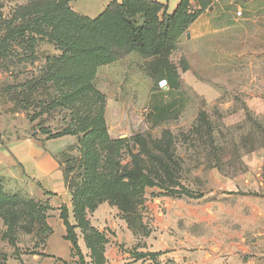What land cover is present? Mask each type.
<instances>
[{"label":"rangeland","instance_id":"obj_1","mask_svg":"<svg viewBox=\"0 0 264 264\" xmlns=\"http://www.w3.org/2000/svg\"><path fill=\"white\" fill-rule=\"evenodd\" d=\"M0 1L3 15H8L14 5L27 0ZM77 5H85V0ZM229 25L187 38L188 25L165 50L138 45L97 68L93 84L104 98L109 136L123 139L116 150L112 143L98 146L100 167L111 156L116 173H145L154 180L156 185H146L137 197L114 198V204L127 209L138 207V214L141 208L147 232L153 230L154 217L143 213L156 197L180 200L192 220L200 213L207 216L203 209L219 212L220 203L232 210L240 228L245 223L252 228L249 240L254 243L245 259L264 264V11ZM59 51L43 39L36 45L35 60L12 59L0 65V140L3 144L33 135L51 139L71 195L68 185L79 182L78 139L82 135L51 136L74 126L73 108L51 105L57 95L52 87H30L45 71L46 56ZM161 78L169 86L160 87ZM47 194L0 150V264L42 247L50 230L45 220L50 207ZM200 194L202 197H193ZM159 207L166 215L164 207ZM137 213L127 211L134 219ZM173 223L182 225L177 219ZM219 227L215 219L192 221L190 236L203 234L214 243L220 237ZM142 232L134 245L124 248L121 244V250L144 253L148 242ZM76 233L81 240L80 230ZM104 233L110 239L116 236L109 227ZM198 244L192 241L190 251L198 252ZM81 247L85 262L91 264L83 242ZM166 251L170 250L162 248L158 253ZM68 264L80 261L73 256Z\"/></svg>","mask_w":264,"mask_h":264},{"label":"trees","instance_id":"obj_2","mask_svg":"<svg viewBox=\"0 0 264 264\" xmlns=\"http://www.w3.org/2000/svg\"><path fill=\"white\" fill-rule=\"evenodd\" d=\"M71 1L27 0L14 5L8 15H3L0 1V65L12 59L35 60L36 45L43 39L59 48V54L46 56L45 71L30 87H52L57 95L51 105L73 108L74 126L51 136L82 135L78 139L79 182L68 185L74 222L70 221V212L65 205L59 208L60 218L66 227L65 238L72 245V257L77 256L80 264H87L78 247V228L89 250L90 263L106 264L104 253L108 239L104 231L90 223L88 213L106 201L117 206L134 233L144 230L142 233L146 236L149 232L145 230L148 227L143 222L141 208L138 214V207L127 209L121 203L114 204V198L125 194L137 197L146 185L155 182L145 173L135 176L116 173L111 156L106 158L104 168L100 167L98 146L112 143L116 150L123 139L113 140L109 136L104 118V98L93 84L97 68L120 59L138 45L156 51L169 48L175 36L208 7L210 0H180L171 13H167L157 0H112L93 18L77 14L69 5ZM191 7L194 10H190ZM163 79L167 85V79L160 80ZM170 84H173L171 79ZM180 189L183 188L180 186ZM171 192L181 193V190ZM193 197L199 198L201 194ZM127 211L137 213L138 222ZM50 232L51 228L48 235Z\"/></svg>","mask_w":264,"mask_h":264},{"label":"crops","instance_id":"obj_3","mask_svg":"<svg viewBox=\"0 0 264 264\" xmlns=\"http://www.w3.org/2000/svg\"><path fill=\"white\" fill-rule=\"evenodd\" d=\"M78 1L72 0V9L93 18L99 15L112 0H85V5H77ZM157 2L164 5L167 13H171L180 0H157ZM193 7L198 8L196 5ZM239 10L241 16H236ZM255 11H264V0H210L208 7L189 24L184 34L189 38L193 34L206 35L216 30H223L230 26V21L241 20ZM220 23L223 25L219 26ZM4 142L2 144L0 140V150L10 156L22 173L39 185L42 193L48 192L45 197L51 207L46 217V223L51 228V232L42 247L36 252L24 253L27 255L8 261L7 264H68L73 259L72 245L65 238L66 227L60 218L59 208L62 205L67 206L70 221L73 223L71 195L65 184L63 168L53 151L52 140L33 135ZM174 199L156 197L143 213L154 217L151 220L153 230L146 235L148 248L144 249V253L159 252L162 248L170 250L153 255L129 254L122 251L119 246L123 244L122 247L126 248L134 245L137 234L128 227L125 218L119 214L117 206L106 201L98 204L96 209L88 215L90 223L104 232L109 227L116 235L110 239L111 235L106 234L108 239L104 253L106 264H254L252 258L245 259L246 253L252 250L254 243L249 240L250 234H253L252 228H248L246 223L240 228V221L233 217L232 210L229 211L218 203L219 212L203 209L204 212H208V215L200 213L192 220L188 207L184 206L180 200ZM159 206L164 207L166 215L159 212ZM174 219L181 220V227L179 222L174 225ZM211 219H215L221 226L219 227L221 231L218 233L220 237L214 243L203 234H198L197 237L190 236L189 226L192 221L204 223ZM155 235H161V237L155 240ZM79 238L78 247L81 249L82 242L84 247L85 243L83 238L81 240ZM194 240L199 243L196 253L190 251V244L192 241L195 242Z\"/></svg>","mask_w":264,"mask_h":264},{"label":"built area","instance_id":"obj_4","mask_svg":"<svg viewBox=\"0 0 264 264\" xmlns=\"http://www.w3.org/2000/svg\"><path fill=\"white\" fill-rule=\"evenodd\" d=\"M236 16H241L240 10L236 12ZM159 85H160V87L166 85V81L164 79L163 80H160L159 81Z\"/></svg>","mask_w":264,"mask_h":264}]
</instances>
